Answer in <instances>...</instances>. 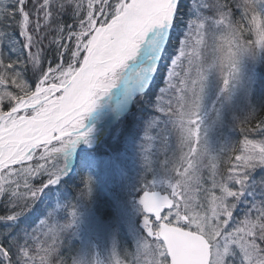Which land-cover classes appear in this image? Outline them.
<instances>
[{"label": "snow or ice", "instance_id": "snow-or-ice-1", "mask_svg": "<svg viewBox=\"0 0 264 264\" xmlns=\"http://www.w3.org/2000/svg\"><path fill=\"white\" fill-rule=\"evenodd\" d=\"M0 264H264V0H0Z\"/></svg>", "mask_w": 264, "mask_h": 264}, {"label": "rangeland", "instance_id": "rangeland-1", "mask_svg": "<svg viewBox=\"0 0 264 264\" xmlns=\"http://www.w3.org/2000/svg\"><path fill=\"white\" fill-rule=\"evenodd\" d=\"M186 11H187V9L185 10V12H186ZM182 16L184 17V19H187V16H186L184 13H182ZM182 30H183V29H182ZM236 131H237V130H236ZM236 131L231 133L232 140H233L234 143H235L236 141H238V140H242V139H243V134H242V133H240V136L236 137ZM234 135H235V136H234Z\"/></svg>", "mask_w": 264, "mask_h": 264}, {"label": "trees", "instance_id": "trees-1", "mask_svg": "<svg viewBox=\"0 0 264 264\" xmlns=\"http://www.w3.org/2000/svg\"><path fill=\"white\" fill-rule=\"evenodd\" d=\"M186 2H187V0H186ZM186 10V9H185ZM235 136V135H234ZM238 136H240V132H239V129H237V131H236V137H238Z\"/></svg>", "mask_w": 264, "mask_h": 264}]
</instances>
